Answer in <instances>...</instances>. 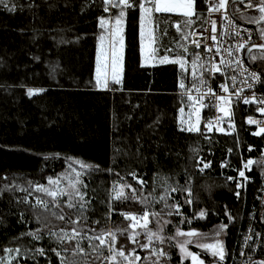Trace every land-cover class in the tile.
<instances>
[{
    "label": "trees",
    "instance_id": "16d2710c",
    "mask_svg": "<svg viewBox=\"0 0 264 264\" xmlns=\"http://www.w3.org/2000/svg\"><path fill=\"white\" fill-rule=\"evenodd\" d=\"M8 3L14 11L0 6V258L6 260L15 253L11 264H61V257L65 264H129L133 257H139L133 264H190L180 260L177 230L205 235L224 225L221 264H228L247 226L250 210L243 203H254L264 168L254 166L247 193L238 191L235 139L203 140L181 123L183 114L190 124V112L188 99L179 95L177 65L141 66L138 7L134 12L126 10L122 21L121 82L109 81L105 88L97 87L95 78L98 44L107 23L103 0ZM233 14L247 23L257 17L255 13L243 18L241 12ZM186 21L154 16L158 56L170 54L176 40L181 47L185 45L191 26ZM175 23H179L177 30L172 28ZM257 45H264L258 33ZM187 58L190 61V53ZM250 62L264 72V54ZM238 128L245 151L256 140L241 120ZM207 162L211 167L202 173ZM77 172L79 195H72L71 208L67 206L69 195L58 193L53 198L37 190L39 186L55 189L49 179L59 178L67 193L68 178H76ZM169 185L185 190L166 192ZM189 191L191 204L186 203ZM165 201L173 207L168 208ZM145 213L146 225L132 228L131 217H145ZM259 214L260 254L264 256V209ZM60 215L65 218L58 219ZM73 229L79 235L71 240L62 242L49 235L72 236ZM102 231L115 233L113 247L124 251L128 259H105L110 256L108 243L100 245L98 239L91 241L98 246L95 250L89 247L88 238ZM149 231L159 232L163 242L153 238L150 243ZM33 232L41 238L28 235ZM77 240L83 253L74 255ZM37 249H43L44 255ZM153 250L166 255H153ZM192 251L209 263L197 249Z\"/></svg>",
    "mask_w": 264,
    "mask_h": 264
},
{
    "label": "built area",
    "instance_id": "2783aa9c",
    "mask_svg": "<svg viewBox=\"0 0 264 264\" xmlns=\"http://www.w3.org/2000/svg\"><path fill=\"white\" fill-rule=\"evenodd\" d=\"M251 1L225 0L224 7L220 8V0H208L207 3L205 0H194L193 14L189 17L192 21L189 28L191 30L187 39V48L191 56L188 85H186L185 91L182 90L179 93L187 99L189 95L193 98L192 100L188 99L190 123L196 124V130L191 131L193 135L203 140L217 137L235 139L238 149V169L244 170L246 177V179L240 178L237 172L238 181L243 184V187L237 188V190L242 193H247L249 184L253 182V178L250 176L253 171L252 168L254 166L264 168V132H261L260 135H253L260 129H264V113L259 110L264 108V72L252 67L249 55L247 60L245 58L246 51L257 45V24H255L256 22L247 23L238 20L233 14L234 4H242L244 7L253 10V4L251 7L248 6ZM210 5L212 6L211 11ZM156 14L187 18L181 11ZM103 15L111 27L114 8L109 6V11L103 9ZM213 25H215L214 32L212 30ZM172 28L178 29L179 23L173 24ZM213 36L216 37L215 41L212 39ZM194 41H199V48L196 47ZM241 44L244 47H239ZM217 48H219V52H217ZM193 53L200 56L199 64L209 69L203 71L198 65L195 80L191 63ZM212 64L216 65L217 71L212 72L210 70ZM200 80H203L204 83L201 84ZM221 85H224L228 90L224 91ZM197 97H202V99L198 100ZM245 99L248 100V103H245ZM195 108L200 110L198 123L194 112ZM249 119L256 121V123H249ZM239 120L242 121L249 136L256 140L253 143H248L245 151L242 150L239 141ZM209 123H211V129L206 127ZM228 155L229 152L226 157ZM249 159L253 163L248 169H244L242 161L246 163ZM243 207H248L250 210L247 214V226L234 244L228 264H249L248 254H251L253 249H255L254 259L264 260V256L260 254L263 248V235L257 228L259 213L264 209V172L260 177L254 203L247 204L245 201ZM134 217L136 218L135 221L143 219L140 216ZM257 233L260 234L259 237L256 235ZM246 237H251L247 241V245L250 247L245 246ZM103 238L106 243L110 241L108 235ZM242 247L245 252L243 256L241 255Z\"/></svg>",
    "mask_w": 264,
    "mask_h": 264
},
{
    "label": "snow or ice",
    "instance_id": "6c2138e0",
    "mask_svg": "<svg viewBox=\"0 0 264 264\" xmlns=\"http://www.w3.org/2000/svg\"><path fill=\"white\" fill-rule=\"evenodd\" d=\"M205 2L207 3L208 0H205ZM224 2L225 0H220V4L219 7L223 8L224 7ZM0 6H2L4 9H6L7 11L11 12L14 11V8L9 6L8 0H0ZM109 6H111L112 8H117L118 9V13H114L115 15V26H114V31L112 32V37H113V41H112V52H111V80L113 83L115 84H120L121 79H120V62H121V53H122V49H123V39L121 37V32H122V28H121V23L125 17L126 14V10H134L138 7L139 9V20H140V35H141V56H143V51H144V46H143V37H144V33H145V28L147 27V24L152 20L153 18V13H164V12H173V11H181L183 13V15L185 17H191L193 14V7H194V0H103V7L105 11H109ZM249 7H251L252 5H248ZM212 10V6L210 5V11ZM257 10L259 11V13L261 14L260 17L258 18V20H256L255 22H259V21H264V0H260V3L257 7ZM191 20L186 21V23L191 24ZM252 22V21H249ZM105 23V21L102 19L101 20V26H103ZM213 32L215 31V25H213ZM184 35V34H182ZM260 38L262 40H264V30H261L260 33ZM103 39V38H101ZM212 39L215 41L216 37L213 36ZM194 43L196 44V47L199 48L200 47V43L199 41H194ZM117 44L120 45V48H117ZM239 47H244L243 44H241ZM261 47H264V45H261ZM170 51V49H169ZM249 51H251V49H249ZM185 52H187V48H185ZM217 52H219V48H217ZM229 54H231L229 52ZM105 56L107 55L106 53L104 54ZM193 59L191 61L192 63V68H193V76H194V80L196 78V71L199 65V68L202 69L203 71H208V68H205L202 64H199L200 62V56L196 53H193ZM100 56L101 53L98 49V55H97V76H96V85L97 87H107L108 86V70H107V63H105L103 66L100 65ZM179 63L180 65H184L185 61L183 59L180 60H176V61H169V58L167 55L163 56V58L161 59L160 63L164 64V63ZM142 66H143V60H142ZM221 63H223V61H221ZM212 72L217 71L216 65L212 64L211 69ZM254 75V74H252ZM234 79V78H233ZM200 83L203 84L204 81L200 80ZM221 87L224 89V91H227L228 89L224 86L221 85ZM181 88H184V84H181ZM209 91H211L209 89ZM33 94L32 90H29L28 95L31 96ZM189 100H192V96L189 95L188 96ZM198 100L202 99V97H197ZM245 103H248V100L245 99ZM221 111H227L226 109H220ZM262 113H264V108H260L259 109ZM199 108H195L194 112L196 114L197 117V123L199 122ZM249 123H256V121L249 119ZM206 127H208L209 129H211V123H209L208 125H206ZM196 130V124H189L188 127V131H195ZM218 131L220 129H217ZM261 132H264V129H260L258 132L253 133V135H260ZM251 150V149H250ZM229 152H231V149H229ZM243 163V167L244 169H248L250 165H252L253 161L252 160H248L246 163ZM225 165L224 163H221V168H223ZM87 167V165H81V168H85ZM211 167V162H207V163H203V167L200 169V171L203 173L204 170L209 169ZM236 171L238 172V176L240 178H244L245 177V171L244 170H240V169H236ZM80 173L77 172L75 173V177L76 178H72L69 177L68 178V187L70 189V191H68L67 193L64 192V190L60 187L61 184V179H57L56 181H52L51 179H49V183L50 184H55L56 188L55 189H44L43 186H39L37 188L38 191H44L46 192V194L50 197L55 198L57 196L58 193L61 194H67L69 195V202H68V207L71 208L73 207V204L71 203V197L72 195H79V191L76 188V185L79 183V177ZM134 175V174H133ZM235 178L233 177H227V180L232 181ZM236 187L237 188H241L243 187V184L240 181H236ZM190 188V185H189ZM181 191L183 192L185 189L183 187H177L174 185H169L168 188H166V192L168 191ZM235 195L237 197H239V193H235ZM82 199V197H81ZM193 201L191 199V192L189 191V199L186 200V203L191 204ZM53 205H55L56 201L55 199H53V201L51 202ZM166 203V201H165ZM38 204H40L42 207H44L45 209H47V204H45L42 201L38 200ZM166 206L168 208H172L173 205H167ZM84 207V204H81V208ZM177 211L179 210V205H175ZM123 214V213H122ZM172 212L169 211L168 215H171ZM147 213H145V218L147 217ZM155 215V214H153ZM200 217L204 216V212L200 211L199 213ZM227 215V212H226ZM21 216H23V213L21 214ZM58 219L63 220L65 217L63 215H60L57 217ZM126 219H128L129 217L126 216ZM131 219H136L135 217H131ZM231 216H229V220L231 221ZM145 225H146V219H145ZM134 226V225H133ZM226 227L224 225L220 226L221 231L223 230V228ZM40 230L38 229L37 232H39ZM220 233L218 232L217 235H219ZM28 235H31L33 239H40L41 237L38 236L35 232L33 233H28ZM50 236H56L58 240L60 241H64L65 239L71 240L74 239L76 236L79 235V233L73 229V235L72 236H68L67 233H64L63 235H57L56 233H49ZM105 235H108L111 237L110 241H108V250L110 253V256L105 258L110 260L112 258V256H120V257H124L125 259H128V257H125L124 255V251H117V249L115 247H113V245L115 244L116 241V235L115 233L109 231L108 233H104L103 231L99 234V235H94V236H90L89 239V247L93 248V250H95L96 247L98 246H94L91 241L99 239L100 241V245H104L106 243L105 239L103 238ZM146 235L148 237L149 242L151 243L153 238H155L156 240H159L161 242H163V237L159 234V232H146ZM177 236L179 237H185L186 239H184L183 241H177V247H179L181 255L185 256V257H191L192 260V264H203V261L199 260L197 258L196 255H193L191 252H189L187 250V245L190 243H193L192 238L196 237L197 235H199L198 233L194 232V231H188V232H181L179 230H177L176 233ZM258 237L260 236L259 233L256 234ZM132 237L130 236L129 239H131ZM170 239H175V237H171ZM251 237H246L245 238V246L250 247V245H247V241L250 240ZM198 247H201L207 251H209L213 257H219V259L222 261L224 259L225 253L223 250V246L222 244L217 241L215 243H197ZM124 246L121 245V248H123ZM142 247H148V245H142ZM6 252H9V254L11 253V250L9 249H5ZM17 251V255H19V249L16 250ZM37 252L40 255H44V250L43 249H37ZM73 254H77V253H83V249L80 247V241L77 240L76 241V248L72 249ZM153 255H159V256H164L166 255L163 252H155V250H153ZM59 255V254H58ZM241 255H245V252L243 251V247L241 250ZM255 256V249H253L251 254H248V260H249V264H264V260H255L254 259ZM135 259H139V257H133L132 260H129V264H133V260ZM0 264H11V260L6 261L3 258H0ZM61 264H65V258L61 257ZM154 264H161V262H154Z\"/></svg>",
    "mask_w": 264,
    "mask_h": 264
},
{
    "label": "rangeland",
    "instance_id": "374dc122",
    "mask_svg": "<svg viewBox=\"0 0 264 264\" xmlns=\"http://www.w3.org/2000/svg\"><path fill=\"white\" fill-rule=\"evenodd\" d=\"M251 3L254 5V9H253L254 11L253 12H251V11L245 12L247 9L244 8V6L241 4H234L233 5V11L235 13L241 12V14H239L241 16L242 15L247 16L248 14L255 13V14H257V17H255V18H256V20H258V18L261 15L259 13V11L257 10V7L260 3V0H252ZM152 15H153V18L147 24V27L145 28L144 37H143V46H144L143 56H141V35H140V63L143 60V67H155L157 65H160L161 64L160 61L163 58V56L162 57L158 56V54L155 52L156 27L153 23V19H154V16L157 14L153 13ZM183 19H186L187 21L190 20L189 17L183 18ZM255 24H257V30L256 31L260 36L261 30H264L262 27V25L264 24V21H259V22H256ZM189 25H191V24H189ZM114 26H115V20L114 19L112 20V26L111 27H109V24L107 21L106 27H105V33L102 36L103 39H100L99 44H98V48H99V51L101 53L100 65L103 66L105 63H107V66H108L107 67L108 77H109L108 82L112 81L111 80V52H112V41H113L112 32L114 31ZM121 28H122V23H121ZM175 30H177V29H175ZM188 33H189V29H187V37L185 38V45L183 47H181L178 44L179 40H176L174 43V50H171L169 52L170 54H167L169 61H176V60H180V59H183L185 61V64L183 66L180 65L179 63L169 62L171 64L177 65V67L180 71V75H181L179 86H180V89L184 90V91L186 89V83H187V79L189 76V74H188L189 73V60L187 58L188 54H189L188 49H187V52H185V48H187ZM121 34H122V32H121ZM121 37H122V35H121ZM117 48L118 49L120 48L119 44H117ZM105 53L107 54L106 56L104 55ZM263 54H264V51H252L249 54V59L251 61L254 58H258L259 56H262ZM121 56H122V58H121V62H120V78H121L122 72H123V49H122ZM169 63H164V64H169ZM141 66H142V63H141ZM96 76H97V57H96L95 78H96ZM182 83L184 84V88H181ZM180 120H181V123L183 125H185L187 130H188L189 124H188L187 117H184L182 114ZM145 219H146V223H147V217L146 218L143 217L142 220H138V221H135L133 219V221L131 222V227L136 228L140 225L141 226L145 225ZM188 231H194V232L199 234V232H197L195 230L190 229ZM188 231H181V232H188ZM218 232L220 233L219 235H217ZM177 237H178L179 241H183L184 239H186L185 237H179V236H177ZM223 238H224V234H223V230L221 231V229H218L214 233H208L205 235L199 234L196 237L192 238L193 243H190L187 245V250L189 252H191L193 255H196L197 258L201 261H203L204 258H201L199 255L193 253L192 249L195 248L200 252V254H202L203 256H206V259L210 263H205L203 261V264H221V260L219 259L218 256L213 257L209 251H207L201 247H198L197 243H215V242L219 241L223 246ZM178 250H179V256H180L181 262L183 263L184 261H188V262H190V264H192L191 257L182 256L179 247H178ZM15 257H16V254L13 253L8 258L6 257V261L11 260V262H12Z\"/></svg>",
    "mask_w": 264,
    "mask_h": 264
},
{
    "label": "water",
    "instance_id": "95a60500",
    "mask_svg": "<svg viewBox=\"0 0 264 264\" xmlns=\"http://www.w3.org/2000/svg\"><path fill=\"white\" fill-rule=\"evenodd\" d=\"M249 49H251V51H249ZM245 54V58L246 60L248 59V55L252 52V51H264V47H261V45H254L252 47H250Z\"/></svg>",
    "mask_w": 264,
    "mask_h": 264
},
{
    "label": "crops",
    "instance_id": "0c3cea01",
    "mask_svg": "<svg viewBox=\"0 0 264 264\" xmlns=\"http://www.w3.org/2000/svg\"><path fill=\"white\" fill-rule=\"evenodd\" d=\"M252 3L251 2H249L248 3V5H251ZM244 8H246V7H244ZM247 10H249V12L251 11V12H253L254 10H252V9H250V8H246ZM243 17H245V15H242L240 18H243ZM252 23H255V22H252ZM223 250H224V247H223ZM225 253V252H224ZM223 262V260L221 261V263ZM210 263V262H209Z\"/></svg>",
    "mask_w": 264,
    "mask_h": 264
}]
</instances>
